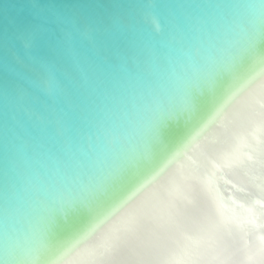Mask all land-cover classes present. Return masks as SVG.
<instances>
[{"label":"water","instance_id":"95a60500","mask_svg":"<svg viewBox=\"0 0 264 264\" xmlns=\"http://www.w3.org/2000/svg\"><path fill=\"white\" fill-rule=\"evenodd\" d=\"M262 56L264 0H0V264H87L83 210L181 172L156 258L264 264Z\"/></svg>","mask_w":264,"mask_h":264},{"label":"snow or ice","instance_id":"6c2138e0","mask_svg":"<svg viewBox=\"0 0 264 264\" xmlns=\"http://www.w3.org/2000/svg\"><path fill=\"white\" fill-rule=\"evenodd\" d=\"M243 112L246 118L259 116L264 121V87L243 101ZM240 123L234 117L225 116L222 135L230 138L232 128ZM194 179V173L181 172L139 199L133 200V196L142 185L111 204L98 201L83 210L80 215L84 219L80 223L88 231L104 225L94 258L87 264H194L183 259L156 258L161 246L178 243L179 236L197 220L182 195L188 181Z\"/></svg>","mask_w":264,"mask_h":264}]
</instances>
